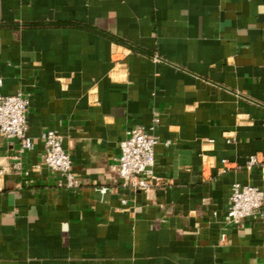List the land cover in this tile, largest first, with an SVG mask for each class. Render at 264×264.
I'll return each mask as SVG.
<instances>
[{"label":"crops","instance_id":"1","mask_svg":"<svg viewBox=\"0 0 264 264\" xmlns=\"http://www.w3.org/2000/svg\"><path fill=\"white\" fill-rule=\"evenodd\" d=\"M18 93L34 148L13 170L0 136V264H264V206L226 222L235 183L264 193L245 169L264 161V0H0V96ZM136 126L159 140L147 193L116 171ZM48 131L79 190L41 165Z\"/></svg>","mask_w":264,"mask_h":264},{"label":"built area","instance_id":"2","mask_svg":"<svg viewBox=\"0 0 264 264\" xmlns=\"http://www.w3.org/2000/svg\"><path fill=\"white\" fill-rule=\"evenodd\" d=\"M30 98L27 94L18 93L12 96H0V136L18 141L21 145L20 155L14 156L13 170L21 171V156L34 148L29 136L28 110ZM44 152L41 165L57 178L59 188L77 191L82 186L81 178L73 171L72 160L63 146L62 137L55 131H48L42 136ZM159 140L151 136L143 126H136L128 131L121 143L116 171L124 188L132 192H150L155 186V149ZM166 145H169L167 143ZM227 161H224L227 170ZM260 168L264 178V161L259 156H251L246 165L247 171ZM108 190H100L105 194ZM124 203H126L124 201ZM264 206L263 191L254 186L235 183L226 213V222L231 226H240L246 220H257L262 217Z\"/></svg>","mask_w":264,"mask_h":264}]
</instances>
